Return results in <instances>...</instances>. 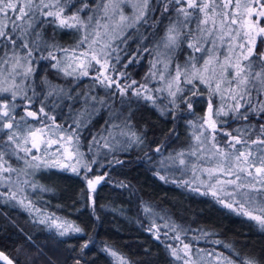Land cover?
Segmentation results:
<instances>
[{
	"label": "trees",
	"instance_id": "obj_1",
	"mask_svg": "<svg viewBox=\"0 0 264 264\" xmlns=\"http://www.w3.org/2000/svg\"><path fill=\"white\" fill-rule=\"evenodd\" d=\"M68 2L72 6L64 12L72 15L83 3L95 5L96 0ZM249 2L244 0L246 4ZM151 6L155 11L149 12V23L139 26L138 30L129 29L127 43L116 42L123 50L119 53L120 60L117 61L113 55L111 61L114 65L112 76L123 73L121 77L130 79L129 84L131 81L137 84L120 96L109 89L106 99L111 102L94 108V112L84 111L83 102L95 98L94 93L101 90L99 86L92 89L93 84L79 71L72 75L64 72L68 70L67 64L71 68L77 67L76 56L71 55L75 53L73 50L80 48L77 47V28H61L51 17L40 16L37 19V27L30 39H37L38 32L39 40L47 45L32 57L34 72L28 80L32 85L28 92L33 97L30 110L36 112L39 105L54 119L57 131L70 130L71 135L77 138L74 151L83 157V164L93 163L92 157L97 152L92 149L93 138L106 135V124L117 110L124 115L130 114L133 122L130 127L141 142H137V147L127 145L102 167L93 164L91 172L82 169L77 174L59 169L55 163L48 164L52 171L62 176L54 183L55 192L51 195L41 196L35 191L31 197L25 198L23 204L0 197V252L13 264H76L77 260L80 264H185L186 260L188 264H202L203 258L214 259L217 254L234 259L236 264L245 258L264 264V228L256 220L225 207L206 193L161 179V174H158L160 157L183 151L189 146L187 124L204 117L208 96L199 83L195 89L198 95L192 97V91L186 89L177 98L178 105L173 107L171 100H164L162 95L153 94V100H146L143 94L137 96L131 92L138 89L146 65L156 56L157 39L177 19L175 11L163 12L162 0H151ZM94 14L90 7L80 15L85 19ZM195 21L193 18L192 28ZM144 48L150 51L144 52ZM137 52L140 54L135 56ZM49 53L57 59L49 58ZM191 55L187 40H182L175 49L171 64L183 67ZM130 60L133 62L129 63ZM57 63L59 68H53L52 65ZM50 91L53 95L48 96ZM186 97L193 100L191 110L183 102ZM22 101L17 99L15 102L18 109ZM84 113L91 114L85 119ZM20 116L17 115L15 121L19 125L16 130L21 134L22 144L29 130L34 131L41 125L39 123L49 121L20 119ZM223 122L225 129L237 135L235 129L245 124L258 129L260 124H264V118L251 115L245 121L234 119L230 114ZM7 131L0 132V149L5 151L4 159L13 163L10 148H4ZM255 138L253 134L251 139ZM219 141L223 142V137ZM157 147H160V152L155 151ZM85 174L87 178L97 175L105 178L91 192ZM151 217L165 221L172 231L153 228ZM49 219L66 227H78L82 232L70 231L60 236L59 231L51 227ZM41 220L44 223H40ZM177 241L182 247L184 244L190 246V256L182 258L178 252L181 258L177 259L172 255V249H180ZM85 242L88 247L82 251ZM0 264L4 263L0 261Z\"/></svg>",
	"mask_w": 264,
	"mask_h": 264
},
{
	"label": "snow or ice",
	"instance_id": "obj_2",
	"mask_svg": "<svg viewBox=\"0 0 264 264\" xmlns=\"http://www.w3.org/2000/svg\"><path fill=\"white\" fill-rule=\"evenodd\" d=\"M61 3L62 0H55L54 3L52 0L49 2L45 0H0V46L4 48L3 55H0V132L8 130L5 149L14 145L16 152H23L25 156L31 154L33 148L39 150L36 134L40 130L28 131L27 136L33 138L31 147L26 146L27 136L23 144L21 143V134L16 130L19 125L14 116L15 101L23 99L27 102V107L32 104L33 98L28 96V89L32 85L27 81L34 72L31 62L34 51L38 49L37 42L30 39L37 27V19L40 16L54 17L61 28H83L85 30L95 21L93 32L85 35L77 47L91 40L88 44L91 51L82 53V55L87 57L90 54L91 59L99 64L101 69H105L104 72L98 70L99 74L94 79L109 88L115 85L120 94L124 95L137 82L132 81L131 84L121 86L118 79L106 74L109 67L114 68V65L109 64L113 53L116 54L115 59L119 61V53L123 51L116 42L127 43L128 30H138L139 26L148 24L149 12L155 11L151 6V0H96L95 5L83 3L82 7L71 16H64L65 8L61 6ZM63 3L67 4L68 0H63ZM162 4L163 12L175 11L177 19L168 26L164 35L157 39L156 56L150 62L151 69L146 79L148 76L152 78L159 76L160 81L166 84L168 95L173 98L171 101L173 105L176 104L179 94L184 91L182 84L193 85L195 88L198 81L209 89L207 113L201 118L202 123L189 122L193 128L196 143L187 154L185 152L177 154L179 163L181 165L189 163L184 158L186 155L198 157V159L203 158L198 156V152L206 151L203 145L207 142V134L210 131L212 147L215 151L209 158L218 157L219 159L216 160L215 167L205 168L202 171L207 174L209 187L215 189L211 194L218 197V193L223 192L228 197V201L218 198L219 203L230 209L235 208L241 214L256 220L264 228V215H253L246 210L248 206L256 204L258 198L264 205V124H260L258 129L254 125L245 124L244 127L234 130L238 133L237 135L232 132L223 133L228 138L227 144L223 147L219 146L216 141V133L219 131L217 118L221 115L231 114L234 119L245 121L251 115L264 118V99H261L264 97V0H250L247 4H242L241 0H162ZM126 6L132 8L131 15L124 11ZM90 7L96 15H88L85 20L80 14ZM193 18L196 20L194 29L191 27ZM184 29L187 31H183ZM36 37L38 40V32ZM182 40H187V47L192 49V55L187 65L183 67L177 65L175 76L167 79L166 73H168V65L171 62L170 54ZM225 45L227 46L226 52H221V48ZM149 51L148 48H144V52ZM196 53L200 55L197 56ZM139 54L137 52L135 56ZM49 58L57 59L52 53H49ZM160 65H163V70H160ZM91 66L90 61L81 62L71 71L64 70V72L65 75H72L73 72L79 71L80 75L88 76L87 69ZM52 67L59 68V65L58 63L53 64ZM163 90L157 89V91ZM134 94L137 96L143 94L146 100L154 99L146 84L139 85ZM51 95L53 92H48V96ZM196 95L198 92L193 90L192 97ZM216 96L220 98L218 107L213 100ZM183 102L187 104L189 110L192 109L191 97L183 98ZM27 107V116L37 119V113L28 111ZM40 112L44 113L43 107ZM121 134L128 135L124 132ZM253 134L256 135L255 139H251ZM131 136L135 137L136 142H141L135 133H131ZM68 139L71 141L73 137L69 136ZM93 142H95V137ZM155 151L160 152V147H157ZM65 152L68 150L65 149ZM4 156L5 151L0 149V172L15 171L7 164ZM69 158H72L71 154ZM32 160L37 161L38 157L32 155ZM43 163L46 164V162ZM75 163L78 166L63 164L60 167L64 170L70 167L71 171L77 174L82 169L91 171L87 163L80 164L78 160ZM34 166L39 168L41 164L36 163ZM193 171H196L195 164H193ZM84 178L87 180L89 190H94L103 179V177H97L95 180L88 179L86 174ZM12 198L15 199V193ZM20 203L23 204V201ZM260 211L264 213V207H261ZM40 223L44 221L41 220ZM53 224L57 229H62L59 231L60 236L67 235L70 231L82 232V229L78 227H65L56 224L55 221ZM176 239H179V236ZM87 247L88 243L85 242L81 250ZM183 249L185 256H190V246L184 244ZM112 255L115 253L113 252ZM172 255L177 259L181 258L176 249H172ZM0 259L6 261L7 264H13V261L2 252H0ZM214 259L217 264H236L234 259H228L221 254H217ZM76 264H80V261L77 260ZM185 264H188L187 260ZM239 264H257V262L245 258L239 260Z\"/></svg>",
	"mask_w": 264,
	"mask_h": 264
},
{
	"label": "rangeland",
	"instance_id": "obj_3",
	"mask_svg": "<svg viewBox=\"0 0 264 264\" xmlns=\"http://www.w3.org/2000/svg\"><path fill=\"white\" fill-rule=\"evenodd\" d=\"M45 2H49V0H45ZM52 2L54 3L55 0H52ZM241 2H242V4H246V3H244V0H241ZM61 6H64V8L66 9L68 7H71L72 4L70 2H68L67 4H64L63 0H62ZM47 10L55 11L57 9H47ZM124 11L126 12V14L131 15L133 10L130 6H126L124 8ZM63 15L64 16H71V15H66L65 12ZM95 15L96 14H94V16ZM51 18L54 19V21H55L54 17H51ZM85 20H87V18H85ZM55 23L58 24V21H55ZM102 23H103V21H102ZM195 26H196V21L193 23V29L195 28ZM64 28L76 29V28H67V27H64ZM94 28H95V21H93L92 25H90L87 30H85L83 28H79V29L77 28L78 34H79V41H81L85 35L92 33ZM9 30H10V26H9ZM64 37H66V36H64ZM33 40L36 41L38 44V49L36 51H34V53L35 52L38 53L39 51H41V49L45 45H47V43L42 42L39 39L38 40L33 39ZM90 43H91V40L87 41L79 49L73 50L72 52H75V53L74 54L71 53V55L76 56L75 57L76 58L75 63L77 66L81 62H88V61L91 62L92 66L87 69L89 72V75L84 76V77L89 79L90 83L93 84V85H91V88L93 87L92 89L95 90V87L97 85V86H99L98 88H100L101 90L99 92H95L93 95V97H95L96 102L93 98H92V100H87L88 102L87 101L83 102V110L88 111V112H94L95 111L94 108H98V107L100 108L101 106H103L108 101V99H106V97H107V91L109 89H112L113 92H117L119 94V96L121 94H120L119 90L115 87V85H113L112 87L109 88V87H106L105 84H101L96 79H94L99 74L98 70L100 72H104L105 69H101L100 65L96 64V62L91 59L90 54L87 57L82 55V53L91 51L88 48V44H90ZM49 45H50V43H49ZM226 47H227L226 45L223 46L221 48V52H226ZM21 51H24V50H21ZM3 52H4V48L2 46H0V55H3ZM174 53H175V50L172 51L170 54L171 55V62L168 65V73H166L167 79H171L172 77L175 76L176 67H173V65L171 64L172 63V57L174 56ZM197 54H198L197 56L200 55L199 53H197ZM113 55H116V54L113 53ZM221 58H223V57H221ZM78 59H80V60H78ZM111 61H112V59L109 61L110 65H111ZM150 62H151V60L148 62V64L145 67L144 76L142 78V81L139 83V85L146 84L148 89L150 90V95H153V94L162 95L161 97L164 100L166 99L167 101L168 100L172 101L173 98L168 95V92L166 90V84L160 81L159 76H156L155 78L148 76L146 79V76L151 69V63ZM200 63H203V61L201 60ZM67 65H68L67 69L71 70L72 69L71 66L69 64H67ZM159 68H160V70H163V65H160ZM111 72H112V67H109L107 69L106 74L109 76H112ZM112 77L118 79L121 86H125V85L129 84L130 79L127 80L126 77H121V75H118V74L115 76H112ZM131 83H132V81H131ZM197 84H199L198 81L196 82L195 88H193V85H187V84H182L181 87L183 89L185 88L183 92H185L186 89L193 91L197 88V86H198ZM139 85H138V88H139ZM201 85H203L202 87L205 88V90H206V94L208 96L207 101H208L209 100V89L204 84H201ZM157 89H164V90L163 91H157ZM135 91L131 90V92L133 94ZM182 93L179 94V97L182 95ZM28 96L32 97L31 95H29V92H28ZM10 99H11V97L9 96V100ZM213 100H214L215 105L218 107L220 105L219 96L213 97ZM171 101H170V103H171ZM22 102H23V104L21 105L20 109H18L19 107H18V104L16 103V109H15V113H14L15 117L17 115H21L20 118L24 117V119L40 120L42 118V119H48L49 121L46 123L45 122L39 123L41 125L37 126V128L35 129V130H37V129L40 130L36 134V142H37L39 150H37L36 148H33L32 153L29 154L28 156H25V154L23 152L17 153L14 145H12L10 147V153H11L10 157L13 159V163L7 162V164L12 169H15V171H12L10 173L0 172V197L4 198L6 201H11V202L12 201H15V202L16 201H24L25 198L31 197L35 191L41 193V196H46V195L52 194L54 183L57 182L58 180L62 179V176L57 174V171H52V169L48 167V164L55 163L56 167H58L59 169H62L60 167V165L68 164L71 166H78L75 163V161H77V160L80 161V164H83V162H84V161H82L83 157L81 158L74 151V147H75L74 145H75V141L77 138L73 137V135H71L69 129H67V132L57 131L55 129L57 126L54 122V119H52L48 114L45 115L44 113H46V112L41 113L40 112L41 106H39V105L36 107L37 108L36 113L38 115L37 119H34L30 116H27V114H26L27 102L25 100H23ZM32 102H33V99H32ZM110 102L111 101H108L107 104ZM177 105L178 104H177V100H176V104L173 105V107H176ZM206 106H208V102H207ZM31 108H33V104H31L30 107H27V110L32 111V110H30ZM19 112H21V113L19 114ZM206 113H207V111L204 113V116L206 115ZM90 114L91 113H84L82 116H83V118L87 119ZM225 117H227V116L221 115L220 117L217 118L219 121V123H218L219 131L216 133V141L218 140L217 142H218V144L220 143L219 146H221V147L225 146L227 144V141H228V138L223 135V133L229 132L227 129H225L226 125H224V122H223V119ZM189 122L187 124V126H188L187 130H188V133L190 135L189 146L187 147V149H185L183 151H178L177 153L169 154L168 156L160 157L159 163H158L160 169L158 171L159 172L158 174H161L160 177H164L168 181L176 182L179 184H181V183L185 184L187 187L192 188L193 190L198 191V192L206 193V194L212 196L213 198H215L217 200H218V198H223L225 201H228V197L225 196L223 192H219L218 197H214L211 194L212 191L215 189L209 187L210 182L208 181L207 174L202 171L205 168L215 167L216 166V160L219 159L218 157L209 158L211 156V153L215 151V149H213V147H212V140H211V132L210 131L207 134L208 135L207 142L203 145V147L206 149V151L203 153L198 152V156L203 157V158L198 159V157L186 155L184 158L187 161H189V163L187 165H181L179 163V158H178L177 154L181 153V152H185L187 154L193 148L194 144L196 143L194 141V137H193V128ZM191 122H195L196 124H200V123H202V120L201 119L200 120L194 119V120H191ZM132 123L133 122L131 121L130 114L124 115V114H122L121 111L117 110V111H115V113H113L111 115L110 121L107 122V124H106V129L108 131V132H106V135H101L100 137H95V143H92V145H93L92 149H95V151H97V152L95 153V157H92L93 163L91 161L90 164H88L90 168L93 167V164H96L97 167H102L109 160V158H112L113 154L124 150L127 145H134L136 147L138 146V143L135 141V137L131 136V133H133V131L131 129L132 127H130V126ZM67 128H68V126H67ZM122 132L128 133V135H122L121 134ZM69 136L73 137V139L71 141H69V139H68ZM222 137H223V142H220L219 140ZM27 139H28V144L26 146L31 147V143H32L33 138L30 136H27ZM65 149H67L68 152H65ZM69 154H71V157H72L71 159L69 158ZM32 155L37 156L38 160L33 161ZM43 162H46V164ZM36 163H40L41 166L39 168L35 167L34 165ZM193 164L196 165V171L195 172L193 171ZM30 165H32V166H30ZM68 170L71 171V168L69 167ZM85 171L91 172V171H88L87 169H85ZM94 177L95 176H91L88 179L93 180ZM229 190H231V189L229 188ZM54 192H55V190H54ZM13 193H15V199L12 198ZM261 207H264V205H262L260 203V199L258 198L256 204L248 206L246 208V210L251 212L253 215H264V213H262L260 211ZM233 209L236 210L235 208H233ZM236 211H238V210H236ZM49 220H50L52 228H54L56 231L62 230V229H57L55 227V225L53 224V221H55V220H51V219H49ZM151 222H152L153 228H155V229L162 227L164 229L171 230L170 229L171 227L165 221L160 220L158 217H153ZM55 223L63 225L62 223H60L58 221H55ZM63 226H65V225H63ZM177 245L180 246V243L178 241H177ZM177 250H178L177 254L179 252V254H180V256H182V258L185 257L184 249L182 246H180V249H177ZM202 264H217V263H216L215 259L206 257V258H203Z\"/></svg>",
	"mask_w": 264,
	"mask_h": 264
},
{
	"label": "water",
	"instance_id": "obj_4",
	"mask_svg": "<svg viewBox=\"0 0 264 264\" xmlns=\"http://www.w3.org/2000/svg\"><path fill=\"white\" fill-rule=\"evenodd\" d=\"M207 108H208V107H207ZM97 177H103V179L105 178L104 175H98V176H95V177L93 178V180H95ZM103 179H102V180H103ZM102 180H100V182H102ZM100 182H99V183H100ZM99 183H98V184H99ZM98 184H97V185H98ZM97 185H96V186H97ZM96 186H95V187H96ZM90 191L92 192L93 190H90ZM4 255H5V254H4ZM0 261H1L2 263H4V264H7V262L4 261L3 259H0Z\"/></svg>",
	"mask_w": 264,
	"mask_h": 264
}]
</instances>
